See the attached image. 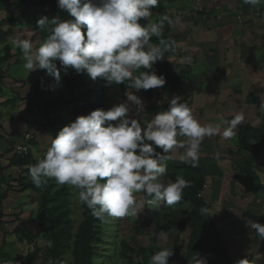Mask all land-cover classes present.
I'll use <instances>...</instances> for the list:
<instances>
[{"label": "clouds", "instance_id": "clouds-1", "mask_svg": "<svg viewBox=\"0 0 264 264\" xmlns=\"http://www.w3.org/2000/svg\"><path fill=\"white\" fill-rule=\"evenodd\" d=\"M159 2L57 0V7L70 18L41 16L37 28L48 33L42 44L34 48L30 39L19 36L12 39V44L21 50L23 67L29 73L46 70L57 85L61 82V69L65 72L73 69L77 74L86 73L93 81L102 78L109 85L129 81V88L136 91L162 88L166 77L158 75L153 65L164 59L166 52L174 51L176 42L160 39L154 44L151 38L161 37L165 22L172 25L174 21L165 14L157 23L140 22L152 17ZM243 3L256 7L264 4V0H243ZM141 68L147 71L134 75ZM141 106V97L129 91L125 100L107 110L97 108L77 116L52 138L43 157L28 166L32 183L40 187L48 179H54L59 185L78 189L80 203L98 219L137 216L145 202L171 206L180 201L191 182L183 176L175 181L164 179L166 162L172 159L169 153L177 147L185 149L179 159L196 167L201 144L205 137L220 134V125L202 124L178 94L171 96L166 111L156 112L144 126L129 115L134 109L138 115ZM244 119L243 113H237L223 122V139L233 138ZM178 136L187 139L178 141ZM138 193L150 199L139 200ZM247 221L249 228L264 239V224ZM51 246L49 241L48 247ZM172 249L155 252L150 264H169ZM189 264H207V258L195 253Z\"/></svg>", "mask_w": 264, "mask_h": 264}, {"label": "rangeland", "instance_id": "rangeland-1", "mask_svg": "<svg viewBox=\"0 0 264 264\" xmlns=\"http://www.w3.org/2000/svg\"><path fill=\"white\" fill-rule=\"evenodd\" d=\"M186 2L187 0H177L172 3L167 0H160L159 2L164 4L168 11L167 15L174 21L170 25L174 34L172 40L182 50V53H176L171 59L176 73H183L185 70V55L183 52V45L186 41L184 16L191 9L187 8ZM194 2L193 12L197 10L196 14L198 20H200V3L195 5ZM23 10L24 7H4L0 14V22L3 24L2 29L8 30L11 28L6 20L20 16ZM161 17L158 13L153 12L152 17L148 21L149 23H155ZM18 36L30 39L33 42L34 48H36L39 46L40 32L26 28L15 29L8 39L14 57L10 61L0 64V70L5 72L6 77L4 93L0 96V157L3 168L0 178L3 179V191L7 192V199L3 203L4 211L0 215V255L3 261L18 259L22 260V262L16 264H26L25 259L27 256L40 249L37 264H45V251L48 242L37 241L32 244L27 241L22 242L21 236L18 233L23 224L27 225L32 233H36L38 227L37 221L40 217L41 195L35 191L23 189L20 185V177L22 176V172L27 170L28 167H19L14 165L13 162L22 152H25L23 153L24 155L31 152L36 161L42 158L50 147L52 138L67 124V121L65 120V116L55 111H51L48 116L41 112L45 101L52 103L56 99L59 88L55 84L53 77L49 79L47 76H42L37 73L39 70L29 73L23 67L25 61L20 52L21 50L15 48L12 44V39ZM42 80L43 84L41 83ZM105 90V102L108 109L113 104L125 100L127 93L133 91L141 97L142 106L141 109H138L140 111L138 115H136L135 109L129 115H133L134 118L140 120L142 126L152 119L153 116L149 117L142 114L144 107L149 102L140 91L125 89L123 83L119 85H109L107 83ZM156 92L158 93L159 90ZM65 93L68 98H71L70 90L65 91ZM15 96H19L23 100H17L16 103L12 104L9 100ZM184 100L187 101L186 98ZM154 102L155 98L150 101V103ZM168 103L169 101L165 100L160 105L167 106ZM194 105L195 108L193 105H189V107L193 109L194 115L202 124L220 125V134L205 137L200 146V157L197 166H201L204 170L207 169L208 171L205 170L208 181L205 193L206 200L225 208H235V210H238L240 207L244 208L250 183L245 176L236 175V162L239 161V158L231 156V153H236L238 150L237 129L233 138L228 140L223 139L222 132L225 126L223 122L227 121V117L216 116L218 113L215 109L209 111V114H213L214 116L209 115L206 118V113H199V110L203 107L196 103ZM177 139L178 141H184L187 137L178 136ZM24 149L26 150L24 151ZM157 150L159 151L160 149ZM184 151L185 149L179 147L172 150L169 153L172 159L166 162L167 165L175 167L188 165L179 159ZM218 153L219 158H217ZM243 155L245 156V154ZM222 176H224L223 179ZM235 183H237L236 186ZM67 186L73 189L72 186L68 184ZM61 188L62 185L57 184L55 181L53 192L59 191ZM218 188L219 194L217 193ZM235 190H238V195H236L237 192L235 193ZM136 195L139 200L146 201L150 199L144 193ZM256 196L260 197L261 195ZM69 200L73 210V233L75 234L83 221V204L80 203L78 193L74 190L69 196ZM165 204L163 202L157 204L145 202L138 209L141 212L137 216L130 215L124 218L106 217L105 223L101 225L102 242L96 245L97 255L93 260V264H139L140 260L136 255L139 249H146L150 257L162 248H173L172 250H174L177 235L181 231L180 225H176L172 231L166 234H159L157 242H152L151 239L160 228L172 222L175 216L180 221L184 220L191 211V206L187 205L171 213L170 210L164 209ZM190 234L191 229L185 230L181 233L180 240L178 241L183 264H189L190 262L185 257ZM67 258L72 259L71 254H68Z\"/></svg>", "mask_w": 264, "mask_h": 264}, {"label": "trees", "instance_id": "trees-1", "mask_svg": "<svg viewBox=\"0 0 264 264\" xmlns=\"http://www.w3.org/2000/svg\"><path fill=\"white\" fill-rule=\"evenodd\" d=\"M168 2H176L177 0H167ZM15 6L17 8L24 7L22 14L16 18H8L6 20L10 27L8 30H3V24L0 22V64L10 61L14 56L9 45V36L14 33L15 29H32L40 32L39 45L43 43L47 37V31H41L37 28V21L41 16L47 15L49 18L60 15L64 19L70 18L68 13L60 10L57 7V0H0V14L4 7ZM155 13L163 16L168 14L164 4L159 3L156 8L152 10ZM141 24L147 25L149 21L141 20ZM159 22L157 20L155 23ZM172 34L170 25L165 22L161 37L153 36L151 42L158 44L160 39L171 40ZM178 47L175 46L174 51H169L164 54V59L158 60L153 69L157 74H163L166 77V84L162 88L140 90L141 94L149 102L142 111L146 116H154L156 112L166 111L167 106H161L165 100L170 102V98L174 94L182 95L184 84L186 80L185 72L175 73L172 65L169 63L171 57L178 52ZM21 52V51H20ZM58 68L60 67L57 62ZM141 71L146 69H137L134 75H139ZM42 76H49L46 70H39L37 72ZM51 77V76H50ZM6 80L5 72L0 70V96L4 93V82ZM54 80V79H53ZM129 81L123 83L125 89L129 88ZM106 84L107 82L102 78H97L95 81L91 80L89 76L84 74H77L75 70L68 69L66 72L61 69V82L57 85L59 88L56 99L51 103L45 101L41 112L49 115L51 111H55L63 116L67 124L75 120L79 115H86L90 111L97 108L107 110L106 105ZM71 91V98H68L65 91ZM159 90L157 93L156 91ZM155 98L154 103H150ZM17 100L22 101L19 96H15L9 100L12 104ZM192 98L187 99L188 105H191ZM230 118L229 120H231ZM238 150L236 153H231V156L239 157L236 162V172L240 176H245L249 181V191L254 195L264 193V186L255 171L256 162L260 157V149L264 147V127L255 129L251 125H241L237 127ZM253 141L256 143L252 144ZM36 145L35 142H33ZM243 154H247L244 156ZM31 152L27 155L17 156L13 164L19 167H28L35 164ZM3 168L1 166L0 157V173ZM178 176H183L186 180L191 182V186L183 190V197L180 201L169 206L164 205L165 210H170L171 213L190 205L191 211L186 218L180 221L176 216L172 222L167 223L160 228L158 232L151 239L152 242H157L159 234H166L173 230L176 225H180L181 231L177 235L176 244L173 250V256L169 258V264H183L181 260V252L178 241L182 232L191 229V234L188 242L185 257L188 261H192L195 253L207 258V264H236L227 251L216 226L209 214L208 204L201 196L205 184L206 174L202 169H195L188 165L182 167H175L167 165V174L165 180L171 179L175 181ZM54 179H48L47 183L36 187L29 177V171L24 170L20 177V185L24 190H32L41 195L40 201V217L37 221L38 227L36 233H32L27 225H22L18 230L21 236V241L34 243L37 241L52 242V246L46 248L45 260L48 264L49 260L53 264H93L96 257V245L101 241V225L105 223V219H98L91 215L90 210L86 205H82L83 221L81 222L77 232L73 233V210L69 196L72 191L78 193V189H72L67 184L62 185L59 191L54 190ZM3 179L0 178V215L4 211V201L7 199V192L3 191ZM201 209H207L202 212ZM1 226V220H0ZM256 235H258L256 233ZM40 249L29 254L25 259L26 264H37V259ZM71 254L72 259L67 258ZM139 264H150L149 252L146 249H139L136 252ZM22 260H7L3 261L0 255V264H16Z\"/></svg>", "mask_w": 264, "mask_h": 264}, {"label": "crops", "instance_id": "crops-1", "mask_svg": "<svg viewBox=\"0 0 264 264\" xmlns=\"http://www.w3.org/2000/svg\"><path fill=\"white\" fill-rule=\"evenodd\" d=\"M193 2L187 0V8L191 9L184 16L186 80L181 96L186 100L192 98L190 106L194 108L195 103L201 105L199 113H206V118L214 116L209 111L215 109L216 116H226L227 121L243 113L245 119L238 126L264 127V4L253 7L243 0H197L194 4L200 3L198 20ZM173 35L172 31L171 40ZM178 49L177 53H182ZM192 168L204 170L201 166ZM255 171L264 186V147L260 149ZM205 180L201 196L232 260L264 264V239L249 228V219L244 217L246 212L264 215V193L255 197L248 188L244 208H225L206 200L207 176Z\"/></svg>", "mask_w": 264, "mask_h": 264}, {"label": "water", "instance_id": "water-1", "mask_svg": "<svg viewBox=\"0 0 264 264\" xmlns=\"http://www.w3.org/2000/svg\"><path fill=\"white\" fill-rule=\"evenodd\" d=\"M244 217L248 218L249 220H254L256 222L264 224V215L263 216H255V215H253L251 213H245Z\"/></svg>", "mask_w": 264, "mask_h": 264}, {"label": "built area", "instance_id": "built-area-1", "mask_svg": "<svg viewBox=\"0 0 264 264\" xmlns=\"http://www.w3.org/2000/svg\"><path fill=\"white\" fill-rule=\"evenodd\" d=\"M25 150H26V149H24V151H25ZM23 153H25V152H22L21 154H23ZM21 154H20V155H21Z\"/></svg>", "mask_w": 264, "mask_h": 264}]
</instances>
